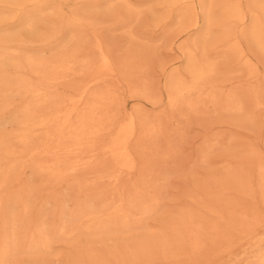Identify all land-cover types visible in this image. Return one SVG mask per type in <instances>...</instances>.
Segmentation results:
<instances>
[{
	"label": "rangeland",
	"instance_id": "1",
	"mask_svg": "<svg viewBox=\"0 0 264 264\" xmlns=\"http://www.w3.org/2000/svg\"><path fill=\"white\" fill-rule=\"evenodd\" d=\"M178 1L130 0L134 11H128L117 0H0L3 264H256L250 257L264 247L259 170L264 164V107L254 108L250 83L246 87L249 72L228 51L233 37L224 39L223 29L216 25L212 39L204 41L197 36L201 29L192 27V17L179 21L184 9ZM210 1L200 2L197 13L202 20ZM240 1L247 20L236 23L234 30L264 73V55L243 36L257 8L252 0ZM214 13V21L222 18L219 7ZM97 39L115 61L112 76L98 73ZM181 43L198 49L200 59L205 54L217 58L221 73L214 85L240 98L243 114L224 113L215 103L201 102L198 110L182 104L174 110L167 104L166 72L175 66L188 77ZM70 59L74 72L52 76L46 86L47 65L53 68ZM30 60L40 65L31 66ZM95 78L100 80L90 84ZM39 88L44 94L36 100L32 90ZM257 88L264 99V76ZM70 98L82 101L70 103ZM154 99L159 102L154 104ZM59 110L72 111L74 121L94 116L103 123L105 130L95 139L94 149L55 157L44 154L46 138L61 131L59 119L47 129L29 130L25 142L19 139L28 111L36 121ZM129 113L139 119L127 141L136 161L131 170L122 167L118 151L110 150ZM47 159L59 160L63 167L79 163L77 172H68L64 179L49 176L41 169ZM246 166L251 173L243 169ZM109 173L120 179H99ZM118 200L131 211L129 226L119 217L117 227L88 230L89 218L107 223ZM45 237L50 239L47 247L33 245ZM7 248L10 252L2 253Z\"/></svg>",
	"mask_w": 264,
	"mask_h": 264
},
{
	"label": "bare ground",
	"instance_id": "2",
	"mask_svg": "<svg viewBox=\"0 0 264 264\" xmlns=\"http://www.w3.org/2000/svg\"><path fill=\"white\" fill-rule=\"evenodd\" d=\"M201 1L202 0H179L178 2L179 3L181 2L183 9H184V12L179 14V21L184 20V18H186L187 16H190V18L192 17V19L194 21L192 27L196 28V30L201 29L200 33L197 36L202 38L204 41L209 42L212 39L213 26H216V25L220 26L221 29H223L224 39H227L229 37H231V38L233 37L234 40L232 42H229L230 44L228 46V51H229V53H232L233 55H235L238 58V60L242 63V67L246 68L249 72L248 76H250L249 77L250 82L247 81L248 84H246V87L250 83V87H252L251 88L252 91L250 93V92H247L248 91L247 89H245L246 92L248 93L247 95H249V93H250L249 96H252V100L255 102V104H253L254 102L252 103V100H251V104L254 105V108L257 107L260 109V108L264 107V99H263L262 93L258 88L256 89V84H258L260 79L264 76V73L261 71L258 63L255 60V58H253L251 53L249 51H247L245 49V47L242 45V42L239 38V35L236 36L235 30H234V25L236 23H239V24L245 23V21L247 20L246 10H245L244 6L242 5L240 0H211L210 6L207 8V11H204L205 17L202 20L200 18V16H198V13H197L199 11V5H200ZM252 1L257 8V13L253 14L250 30L249 31L244 30L243 36L246 38H250L251 41L256 45L257 49L264 55V0H252ZM117 2L119 5H121L126 10L134 11V7L132 6L130 0H117ZM216 7H219L221 9L222 18L218 19L217 21H214V17H215L214 16V14H215L214 9ZM95 48L98 52V62H99L98 73L102 72V73L107 74L109 76L114 75L117 68L115 67V61L112 57V54L109 52V48L108 49L106 48V46L101 41V39L96 40ZM180 49H182L186 55V63H187L186 71H187L188 77H185L181 72H179L178 68L175 66L170 69L171 71L169 70L166 72L167 84L169 85V88L167 91L168 93L166 92L167 93V97H166L167 104L174 110L176 108L178 109V106H180L181 104L185 105L187 107V109L189 108L191 110V109H194V108L200 106L201 102H207V103H211V104L215 103V105L218 104L224 110H226V112H224V113H228V111H230V112L232 111V112H235L238 114H243L245 112V107H244V104H242V102H240L241 99L239 98L240 101L236 100L237 97H236V99H234L233 95H231L230 93L221 92L218 89V87H216L214 85L217 82L218 76L221 73V69L218 66L217 58H214L211 60V59H209L208 55L206 56V54H205L204 58L200 59L197 55V52H196V51H198V49L194 50L190 46H187L186 44H183V43L180 44ZM86 52H87V50H86ZM225 54H227V53H225ZM129 61H127V62H129ZM28 63L31 66L33 64H35L37 66L40 65V62L38 63V62H35L32 60H30ZM72 65H73V61H71V59L61 61L60 63H58V65H56L53 68L50 66V64L47 65L48 68L46 69V72H45V82H44L47 85L46 84L45 85L49 86L52 83V81L54 80L52 78V76H59V75H62L63 73L74 72V68ZM89 68L91 69L92 67H89ZM12 73H14V72H12ZM84 74H87V71H85ZM16 76H17V74H16ZM21 78L23 79V76H21ZM13 79H14V77H13ZM99 80H100V78H95L90 82V84H93L94 82L99 81ZM19 83H21V82H19ZM237 83H239V82H237ZM243 83H245L244 80H243ZM0 84H2V81H0ZM27 88L28 87H26V89ZM111 88L113 89V85ZM259 88H260V86H259ZM11 90H13V89H10L9 91L11 92ZM249 90H250V88H249ZM32 91L34 94V98L36 100L42 99V94H44L43 93L44 91L42 88L34 89ZM45 94H46V92H45ZM5 95H7V93ZM9 95H11V94H9ZM46 96H48V95L47 94L44 95V97H46ZM80 99L77 100L76 98H70V103L77 102L78 104H80L82 101V99L81 100ZM155 99H154V102H155ZM250 99H251V97H250ZM221 100H223V101H221ZM157 102H159V101H157ZM157 102H155L154 104H156ZM94 105H93V107H94ZM4 106H5V104H4ZM213 106H214V104H213ZM29 107H32V106H29ZM203 107H205V106H203ZM221 107H219V108H221ZM91 108L92 107H90V109ZM172 109H170V111ZM187 109H185V110H187ZM196 109L198 110V108H196ZM204 109L206 110V107ZM92 110H93V108H92ZM188 110H187V112H188ZM224 110H222V111H224ZM253 110H254V112H256L255 109H253ZM88 112H89V114H91L93 111L92 112L88 111ZM189 112H191V111H189ZM193 112H194L193 114H195L194 110H193ZM53 113H54V115H51V116L49 113H47L43 119L40 118L39 120L34 121V119L30 116L31 115L30 111H28L27 112L28 122L26 123V126H25L26 128L24 131H22L19 139L21 141L25 142L27 140L29 130H31V129H34V130L47 129L48 127H50L52 125V122H56L59 119L60 121L58 123L61 126V131L59 133H55V135H53V137L49 136L48 138H46V139H48V140H45V142L46 141L48 142V143H46V144H48V148H46V152L44 154H46L47 156L49 155L50 157L59 156L60 154H64V155L65 154H71V155L72 154H84V153L88 152V150H86L87 147H89V148L92 147V149L95 148V146H96V140L95 139L98 136H100L101 133H103L105 130L104 127L102 126L103 123L99 119H95L96 117H94V116H92L91 119L87 118L88 120H85L84 117H80L79 121H74L72 119V116H71L72 111L63 112V111L59 110V111H54ZM174 113H176V111H174ZM200 113H202V112H200ZM93 114L95 115V111ZM172 114H173V112H172ZM246 115H247V113H246ZM155 117H156V115H155ZM165 117H166V114H165ZM206 117H207V115H206ZM248 118H250V115ZM255 118L257 119L258 117H255ZM172 120H174V119H172ZM172 120L169 122H172ZM137 121H139V119H138V116L136 113L127 114L126 121L123 124V127H122L120 133L117 135L116 139L114 140V142H116L115 145L110 147V150L112 149V151H115V150L118 151L117 152L118 158L124 162V165L122 167H125L129 170H131L134 167V164L136 161H134L135 157H132L134 154H132V153H131L132 155L130 154L127 141H129L130 137L133 136V134L137 128V125H138ZM160 129H162V128H160ZM54 132H56V131H54ZM150 138H151V136H150ZM152 141H154V140H152ZM152 141H150V142L152 143ZM155 145H156V143H155ZM136 146H138V145H136ZM152 148H154V146H152ZM252 149H254V148H252ZM41 150H43V149H41ZM132 152H134V151H132ZM29 153L31 154V152H29ZM136 153L137 152H135V154ZM150 153H152V152H150ZM24 154H25V152H24ZM94 155L96 156V154H94ZM150 157L154 158L153 155ZM47 158H49V157H47ZM258 158L259 157H257V159ZM122 161H120V162H122ZM262 161L264 162L263 159H262ZM45 162H46L45 166L41 167V169H43L46 173H48L49 176H51V175L56 176V177L61 176L60 179L61 178L64 179L65 176L68 174V172L75 174L77 172V168H78V164H79V163H75L74 165H71L69 167H67V166L63 167V165H61L59 160H48L47 159ZM257 163H259V162H257ZM253 165H255V164H253ZM263 165L260 166L259 170L262 172V193L264 195V166ZM255 166H257V164ZM142 167H144V166H141L140 169H143ZM247 167L248 166H246L243 169H246ZM247 169L250 171L249 173H251V169H249V168H247ZM144 170H143V172H144ZM256 170H257V168H256ZM110 171H111V169H110ZM140 171H142V170H140ZM245 172H248V171H245ZM257 176H259V175H257ZM106 178L111 180V181L114 180L115 182H117L120 179L119 174H116V173L99 175V179H106ZM131 178H134V177H131ZM138 186L139 185H137V187ZM246 189H247V187H246ZM112 192H114L113 194L117 193V185L115 186L114 189H112ZM239 193H241V192H239ZM117 202L119 204L116 203L114 205V207L112 208V213L109 216L112 218L107 220V223L100 222L102 220H99V218H95V217L89 218L88 219L89 227H87L88 230H101L104 228H108L109 226L117 227V226H119L118 220H117V218H119V217H120L119 219H122L125 222L128 221V222L123 224L124 226H129L128 224L131 223V221H130L131 220V218H130L131 217V211L129 208H127L125 206L123 200H118ZM215 202L217 203V200H215ZM222 202L220 203V205L222 204ZM252 202H254V201H252ZM243 204H245V203H243ZM218 206H219V204H218ZM234 209H235V207H234ZM250 209H252V208H250ZM236 210L237 209H235V211ZM245 210H243V211H245ZM240 212H241V210H240ZM241 214H243V212ZM61 228H62V226H61ZM65 232H66L65 228H63L62 230L60 229V233H65ZM49 242H50L49 237H45L43 239L41 238L39 241H37L33 245L47 247L50 244ZM9 252H10L9 248H7L5 250L2 249V253H4V254L9 253ZM250 259L254 260L256 262V264H264V247L259 248L256 251V253H254L250 257ZM0 264H3L2 259L0 261Z\"/></svg>",
	"mask_w": 264,
	"mask_h": 264
}]
</instances>
